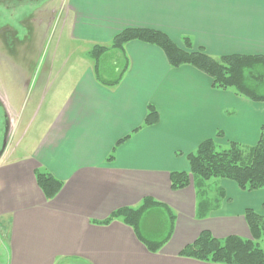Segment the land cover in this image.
Masks as SVG:
<instances>
[{
  "label": "crops",
  "instance_id": "0c3cea01",
  "mask_svg": "<svg viewBox=\"0 0 264 264\" xmlns=\"http://www.w3.org/2000/svg\"><path fill=\"white\" fill-rule=\"evenodd\" d=\"M64 5L66 34L83 46L109 45L132 27L163 31L177 43L188 37L193 49L215 58L264 55V0ZM109 53L97 68L80 57L73 63L81 68L75 76L62 73L72 64L65 70L48 64L40 78L25 83L27 97L34 82L35 103L13 123L0 158L7 264H220L179 252L203 230L218 239L250 238L244 211L264 215V187L247 191L212 178L173 190L171 173L189 171L187 155L205 139L250 150L264 126V102L213 87L211 77L194 66H171L150 43L131 40ZM4 101L14 122L15 104ZM150 105L158 118L145 125ZM37 172L61 182L53 197L39 187ZM144 198L157 204L135 228L120 218L104 223L113 211L137 207ZM155 217L160 221L153 224ZM157 243V251L148 248Z\"/></svg>",
  "mask_w": 264,
  "mask_h": 264
},
{
  "label": "trees",
  "instance_id": "16d2710c",
  "mask_svg": "<svg viewBox=\"0 0 264 264\" xmlns=\"http://www.w3.org/2000/svg\"><path fill=\"white\" fill-rule=\"evenodd\" d=\"M131 40H139L158 46L169 64L178 67L188 64L198 68L212 79L213 87L233 90L235 93L255 102H264V55L228 54L218 58L206 52L193 49L188 37L180 43L172 40L165 32L150 28H125L114 36L107 45H94L90 55L98 67L100 58L110 50H121ZM156 109L150 105L145 125L156 122ZM219 146L212 139L202 141L194 152L187 155L189 171L171 173V188L178 190L194 186L212 178L234 181L242 190H256L264 187V126L256 144L245 154L235 142L228 147ZM112 157V155L110 156ZM36 180L45 195L53 197L60 189L61 182L47 173H36ZM156 201L144 198L137 207H125L113 211L104 223L115 218L135 228L144 212L152 208ZM244 218L251 237L229 235L215 238L208 230H203L197 238L187 244L179 254L206 262L220 264H264V215L253 209L244 211ZM161 243L149 244L150 250L157 251Z\"/></svg>",
  "mask_w": 264,
  "mask_h": 264
},
{
  "label": "rangeland",
  "instance_id": "374dc122",
  "mask_svg": "<svg viewBox=\"0 0 264 264\" xmlns=\"http://www.w3.org/2000/svg\"><path fill=\"white\" fill-rule=\"evenodd\" d=\"M64 2L65 0H44L42 3L26 6L22 15V18L27 19L25 27L14 23L13 20H5L6 12L0 8V26L5 22H11L19 30V33L15 35L17 41L13 36L12 43L7 38L6 42L9 43H4L3 34L2 36L0 34V97L3 100L7 97L15 104L14 126L18 125L23 113L30 112L35 103V84L33 82L31 85L33 90L27 97H24L25 83L28 79L35 81L36 77L40 78L43 66L62 64L65 70L69 64H72L70 68L73 67V69L63 70L62 73H64L63 76H69L70 73L75 76L81 68L78 64L74 66L73 63L78 62L80 57H84L90 60L92 66L95 67L94 59L90 55L92 47L83 46L82 42L76 40L71 41L66 34L68 16ZM18 11L14 8L12 13H18ZM110 51L104 53L102 57L107 54L111 57ZM120 58L121 56L118 59L121 60ZM18 136L20 133L15 134L14 141L18 140ZM217 149H223V147ZM243 152L246 154L248 150L245 149ZM159 221L157 217L152 219L153 224ZM5 235L0 231V264L8 262Z\"/></svg>",
  "mask_w": 264,
  "mask_h": 264
},
{
  "label": "flooded vegetation",
  "instance_id": "af4514ba",
  "mask_svg": "<svg viewBox=\"0 0 264 264\" xmlns=\"http://www.w3.org/2000/svg\"><path fill=\"white\" fill-rule=\"evenodd\" d=\"M43 1L44 0H3L0 1V8H3L6 12V14H4L5 20H13L14 23H18L19 25L25 27L27 26V19L22 18V15L25 11L23 9H25L26 6L35 5L39 2L42 3ZM14 8L19 10L18 13H12V10H14ZM18 33L19 30L11 22H5L4 25L0 26V34L1 36L3 34L2 37L4 43H9L6 42V38L11 41L10 43H12L13 36L17 35ZM14 40L17 41L16 36ZM12 128L13 120L9 116L8 107L5 101L0 97V158L6 152L9 142L12 139Z\"/></svg>",
  "mask_w": 264,
  "mask_h": 264
},
{
  "label": "water",
  "instance_id": "95a60500",
  "mask_svg": "<svg viewBox=\"0 0 264 264\" xmlns=\"http://www.w3.org/2000/svg\"><path fill=\"white\" fill-rule=\"evenodd\" d=\"M0 1H3V0H0ZM30 1V0H29Z\"/></svg>",
  "mask_w": 264,
  "mask_h": 264
}]
</instances>
